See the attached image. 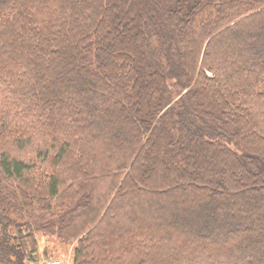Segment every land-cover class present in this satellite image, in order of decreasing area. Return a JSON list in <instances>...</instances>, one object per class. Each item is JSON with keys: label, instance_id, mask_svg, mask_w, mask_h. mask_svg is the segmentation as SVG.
<instances>
[{"label": "trees", "instance_id": "16d2710c", "mask_svg": "<svg viewBox=\"0 0 264 264\" xmlns=\"http://www.w3.org/2000/svg\"><path fill=\"white\" fill-rule=\"evenodd\" d=\"M38 235L264 264V0H0V264Z\"/></svg>", "mask_w": 264, "mask_h": 264}, {"label": "rangeland", "instance_id": "374dc122", "mask_svg": "<svg viewBox=\"0 0 264 264\" xmlns=\"http://www.w3.org/2000/svg\"><path fill=\"white\" fill-rule=\"evenodd\" d=\"M82 169V168H81ZM87 172V170H85ZM84 171V173H86ZM87 194V193H86ZM83 201V200H82ZM38 253L35 262L28 264H43L48 261H59L61 264H71L72 250L75 242L71 245H62L55 238H47L41 235L37 236Z\"/></svg>", "mask_w": 264, "mask_h": 264}, {"label": "built area", "instance_id": "2783aa9c", "mask_svg": "<svg viewBox=\"0 0 264 264\" xmlns=\"http://www.w3.org/2000/svg\"><path fill=\"white\" fill-rule=\"evenodd\" d=\"M43 264H61V262H59V261H48V262H44Z\"/></svg>", "mask_w": 264, "mask_h": 264}]
</instances>
